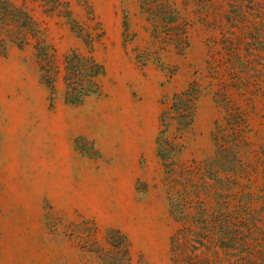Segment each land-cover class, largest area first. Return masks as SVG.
Returning <instances> with one entry per match:
<instances>
[{
	"label": "rangeland",
	"instance_id": "374dc122",
	"mask_svg": "<svg viewBox=\"0 0 264 264\" xmlns=\"http://www.w3.org/2000/svg\"><path fill=\"white\" fill-rule=\"evenodd\" d=\"M12 1L45 49L0 55V264H264V0ZM73 49L104 67L80 104ZM194 83L192 128L164 127Z\"/></svg>",
	"mask_w": 264,
	"mask_h": 264
},
{
	"label": "trees",
	"instance_id": "16d2710c",
	"mask_svg": "<svg viewBox=\"0 0 264 264\" xmlns=\"http://www.w3.org/2000/svg\"><path fill=\"white\" fill-rule=\"evenodd\" d=\"M37 1V0H36ZM48 3H53L52 8L46 10L52 11L60 6L59 0H42ZM67 11L66 16L70 14ZM32 17L23 7H16L12 0H0V55H5L12 45H18L22 47L26 45L29 41L28 37L31 34L33 37L38 39L36 44V49L41 55V51L45 49L44 41L41 39L39 34V29L33 28ZM7 27H12L8 29ZM4 30V32H3ZM38 33V34H37ZM87 62L86 71L83 65L80 63ZM65 83H66V100L69 103H79L85 96L96 94L100 90V76L104 74V67L98 63L92 55L85 57L73 49L65 56ZM201 89L198 84L194 83L187 89L180 93L174 94L172 97V107L176 113L175 116H169L171 109H165L162 113V125L166 127V119L176 120L178 124V129L180 132L190 130L194 123L196 105L197 101L201 95ZM220 99L218 102L222 104L224 111H226L227 116L231 115L230 103L223 99L221 94H218ZM164 129L160 130L158 136L159 138L163 134ZM219 135L214 132V139L217 146V154L222 157L225 164L229 165L237 160L236 144L233 142L225 141V145L221 143ZM224 166V165H223ZM120 233L119 231H117ZM121 234V233H120ZM121 240L118 243H124L125 250L128 253L130 249V244L127 238L121 234ZM176 240L174 239V243ZM116 245V244H115ZM118 247V245L116 246ZM126 256H128L126 254ZM130 261V258H128Z\"/></svg>",
	"mask_w": 264,
	"mask_h": 264
},
{
	"label": "crops",
	"instance_id": "0c3cea01",
	"mask_svg": "<svg viewBox=\"0 0 264 264\" xmlns=\"http://www.w3.org/2000/svg\"><path fill=\"white\" fill-rule=\"evenodd\" d=\"M91 95H93V94H91ZM91 95L85 96L79 103H72V104H80L84 101V99H86L87 97H89ZM159 134H160V132H159ZM159 134H158V136H159ZM155 139H156V136H155ZM156 142H157V148H156ZM156 142H155V145L153 147V158H156V155L158 153V137H157ZM142 155H145V153H143V151L139 147L136 146V167L130 168L127 165H118V166H116L115 171L121 172V175L125 176L131 184L134 185V182H136V184H137L138 180L143 178L144 169L142 168V165H141Z\"/></svg>",
	"mask_w": 264,
	"mask_h": 264
}]
</instances>
